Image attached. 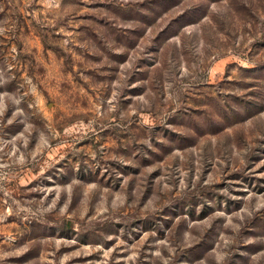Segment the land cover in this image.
<instances>
[{
	"label": "rangeland",
	"instance_id": "1",
	"mask_svg": "<svg viewBox=\"0 0 264 264\" xmlns=\"http://www.w3.org/2000/svg\"><path fill=\"white\" fill-rule=\"evenodd\" d=\"M0 264H264V0H0Z\"/></svg>",
	"mask_w": 264,
	"mask_h": 264
}]
</instances>
